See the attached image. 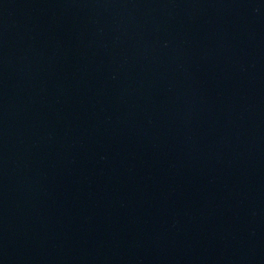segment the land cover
<instances>
[{"label": "water", "instance_id": "obj_1", "mask_svg": "<svg viewBox=\"0 0 264 264\" xmlns=\"http://www.w3.org/2000/svg\"><path fill=\"white\" fill-rule=\"evenodd\" d=\"M0 264H264V0H0Z\"/></svg>", "mask_w": 264, "mask_h": 264}]
</instances>
